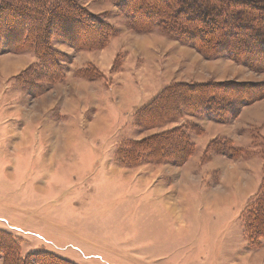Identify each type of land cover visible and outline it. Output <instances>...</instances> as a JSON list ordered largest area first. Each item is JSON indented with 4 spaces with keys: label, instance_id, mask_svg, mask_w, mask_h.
Listing matches in <instances>:
<instances>
[{
    "label": "rangeland",
    "instance_id": "374dc122",
    "mask_svg": "<svg viewBox=\"0 0 264 264\" xmlns=\"http://www.w3.org/2000/svg\"><path fill=\"white\" fill-rule=\"evenodd\" d=\"M75 1L115 32L84 48L55 41L57 73L0 46V231L20 255L72 264H264V236L248 241L240 217L262 185L264 96L227 122L141 115L173 83L260 84L264 70L136 31L114 0ZM172 129L185 161L159 153L183 142L163 138Z\"/></svg>",
    "mask_w": 264,
    "mask_h": 264
},
{
    "label": "trees",
    "instance_id": "16d2710c",
    "mask_svg": "<svg viewBox=\"0 0 264 264\" xmlns=\"http://www.w3.org/2000/svg\"><path fill=\"white\" fill-rule=\"evenodd\" d=\"M128 19L130 27L147 32L159 29L165 35L194 47L206 58L227 57L236 62L251 63L264 70V2L256 0H114ZM115 29L102 22L75 0H0V46L8 49H32L39 58L38 69L55 74L62 69L54 48L61 41L74 48L92 46L90 40L104 42ZM85 35L86 39L83 38ZM250 61H253L250 62ZM251 67V68H252ZM253 69V68H252ZM57 71V72H55ZM260 84L234 81L213 83L176 82L162 89L142 110L154 120L172 119L179 113L205 115L217 122H227L243 105L262 96ZM240 106V107H239ZM140 117V116H139ZM165 119V120H166ZM157 123V122H155ZM176 129L167 131L164 139L179 136L183 142L159 147L164 162L185 161L189 145ZM182 141V140H181ZM264 154V137L262 138ZM133 147L136 142H130ZM136 153V158L141 156ZM143 152V151H142ZM172 153V154H171ZM231 153V152H230ZM228 153L231 157L232 155ZM255 203L240 217L245 221L248 241L258 244L264 236V171ZM263 231V232H262ZM8 234L0 231V258L3 264H72L50 252L20 255ZM14 245V246H13Z\"/></svg>",
    "mask_w": 264,
    "mask_h": 264
},
{
    "label": "crops",
    "instance_id": "0c3cea01",
    "mask_svg": "<svg viewBox=\"0 0 264 264\" xmlns=\"http://www.w3.org/2000/svg\"><path fill=\"white\" fill-rule=\"evenodd\" d=\"M255 188V187H254ZM218 205H216V206H214V210H216V209H219V208H216ZM233 207V206H232ZM235 209V210H234ZM240 209H241V205L239 204V205H235L234 207H233V210L234 211H240Z\"/></svg>",
    "mask_w": 264,
    "mask_h": 264
}]
</instances>
